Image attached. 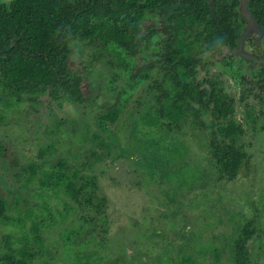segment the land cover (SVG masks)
<instances>
[{"label": "flooded vegetation", "instance_id": "obj_1", "mask_svg": "<svg viewBox=\"0 0 264 264\" xmlns=\"http://www.w3.org/2000/svg\"><path fill=\"white\" fill-rule=\"evenodd\" d=\"M14 1L0 0V124L14 114L12 109H23L20 113L30 122L33 109L39 108L34 115L39 114L44 130L52 122L49 131L53 135H59L61 126L66 124L69 126L64 130L82 135L90 128L89 120L78 125L75 119L71 123L67 118L51 121L45 115L53 112L60 97L66 95L75 104L96 107L101 103L103 110L95 115L96 127L111 134L113 125L122 118L123 105L139 101L137 95L144 87L151 102L140 116L144 120L141 134L181 129L188 124L200 133L208 153L215 159L212 163L219 170L217 182H234L250 169V155L236 141L246 133L238 115L246 111L247 103L264 98V0H85L83 8L72 0L71 23L65 38L68 50L57 49L54 57L45 55L41 33L34 37L24 23H14ZM83 55L88 56L87 61ZM102 65L107 69L106 75L92 76L91 69ZM100 72L97 70V74ZM226 134L230 137L225 140L241 147L246 154L238 173L231 178L221 176L217 157L219 143ZM97 135L100 145L91 156L98 155L104 146L105 151H110L113 143L119 146L118 141L108 136L101 142ZM127 142L130 144L129 137ZM54 146L47 145L44 149ZM14 154L10 142L0 136V158L16 166L19 160ZM83 166L87 168L88 164ZM24 169L30 172L29 179L38 177L42 188L65 190L57 184L63 175V181H71L77 187V196L65 190L71 199L80 205L93 202L86 194L94 178H88L77 168L70 172L64 161L47 176L34 163ZM85 176L87 179H83ZM148 191V195H157L154 187H148ZM0 194L8 206L1 189ZM106 201L103 197L97 209L102 211ZM200 203L196 198L190 207L198 209ZM25 210L24 215L20 209L16 216L9 214V207L7 212L13 221L21 218V226H25L28 217L34 220V238L25 235L20 247L34 251L31 245L43 243L44 219L31 208ZM256 217L252 215L240 224L231 258L222 259V251L211 244L200 249H212L219 261L214 264L223 263L221 260H225L223 264H255L251 242L258 236L264 238L261 235L264 228ZM13 221L2 223L0 230ZM7 241V251H12L9 237ZM30 241L35 243L29 244ZM34 252L31 264L37 256V251ZM131 253L127 255L134 262L136 257ZM138 259L140 264L153 262L146 256ZM183 261L201 264L190 256Z\"/></svg>", "mask_w": 264, "mask_h": 264}, {"label": "rangeland", "instance_id": "obj_2", "mask_svg": "<svg viewBox=\"0 0 264 264\" xmlns=\"http://www.w3.org/2000/svg\"><path fill=\"white\" fill-rule=\"evenodd\" d=\"M83 57L87 61L88 56ZM97 70L101 72L97 74ZM90 73L104 77L107 69L94 66ZM137 97L141 99L123 105L122 118L113 125L111 134L96 127L95 115L103 110L101 103L96 107L75 104L66 95L45 115L51 121L67 118L71 123L75 119L78 125L89 120L90 128L82 135L64 130L67 124L61 126L59 135H53L49 131L52 122L44 130L39 114L34 115L40 109L35 107L30 122L20 113L23 109H12L14 114L0 124V136L10 142L19 160L14 166L0 158V189L9 214L19 215L21 209L24 215L25 209L31 208L44 219L43 243L33 241L31 245L37 251L33 264H140L138 258L143 256L153 260L151 264H188L183 260L189 256L201 264H214L218 260L212 249L201 250L202 245L211 244L222 251V259L231 258V247L245 219L257 215L255 219L264 228V98L247 103L246 111L238 115L246 133L236 141L250 155V169L242 170L234 182H217L215 159L191 125L141 134L144 120L140 116L151 101L144 87ZM96 134L99 141L108 136L119 146L113 143L110 151L104 146L98 155L91 156L100 145ZM128 137L130 144L126 143ZM47 145L55 146L46 150ZM61 161L70 172L77 168L94 178L86 194L93 202L80 205L63 188H42L38 177L29 179L30 172L24 169L34 163L47 176ZM83 163L88 167L83 168ZM148 187H154L157 195H148ZM103 197L107 201L100 211L97 208ZM196 198L201 202L198 209L190 207ZM33 222L28 217L25 226L17 222L4 226L0 254L9 249L8 237L14 250L23 245L25 235L33 239ZM263 242L261 236L251 242L255 264H264ZM127 253L135 254L134 262Z\"/></svg>", "mask_w": 264, "mask_h": 264}, {"label": "trees", "instance_id": "obj_3", "mask_svg": "<svg viewBox=\"0 0 264 264\" xmlns=\"http://www.w3.org/2000/svg\"><path fill=\"white\" fill-rule=\"evenodd\" d=\"M79 7L83 8L82 5L85 0H77ZM20 4V5H19ZM14 8V23H24L28 27L29 33H34V37L38 34L43 35L44 45L42 48L45 51V55L54 57L57 55V49L67 51V45L65 38L69 33V27L71 23V9L72 0H16L13 3ZM46 59V57H45ZM227 135V134H226ZM230 137L227 135L220 141L218 146L217 157L221 165V176L233 177L238 173L240 163L246 156L242 148L229 143L225 138ZM61 175L60 181H57L58 185H62L65 190L72 195H76L77 187L69 182L62 180ZM8 206L4 197L0 194V225L13 221L8 215ZM19 223L21 225L22 220L18 218L17 221L12 223ZM37 227L35 223L34 231L36 232V240L39 239L37 236ZM35 256V252L29 249L12 250L6 251L0 255V262L3 264H31V259ZM53 264V263H46Z\"/></svg>", "mask_w": 264, "mask_h": 264}]
</instances>
